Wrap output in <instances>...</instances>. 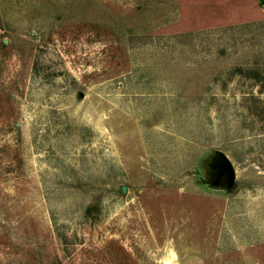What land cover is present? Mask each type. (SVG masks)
Segmentation results:
<instances>
[{
  "label": "rangeland",
  "instance_id": "obj_1",
  "mask_svg": "<svg viewBox=\"0 0 264 264\" xmlns=\"http://www.w3.org/2000/svg\"><path fill=\"white\" fill-rule=\"evenodd\" d=\"M0 264H264V0H0Z\"/></svg>",
  "mask_w": 264,
  "mask_h": 264
}]
</instances>
